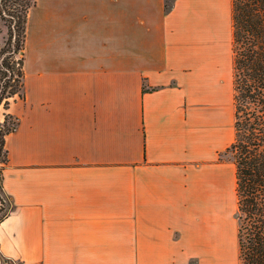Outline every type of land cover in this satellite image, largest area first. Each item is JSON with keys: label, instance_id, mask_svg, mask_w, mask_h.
<instances>
[{"label": "crops", "instance_id": "1", "mask_svg": "<svg viewBox=\"0 0 264 264\" xmlns=\"http://www.w3.org/2000/svg\"><path fill=\"white\" fill-rule=\"evenodd\" d=\"M231 14L35 0L0 264H239Z\"/></svg>", "mask_w": 264, "mask_h": 264}, {"label": "trees", "instance_id": "2", "mask_svg": "<svg viewBox=\"0 0 264 264\" xmlns=\"http://www.w3.org/2000/svg\"><path fill=\"white\" fill-rule=\"evenodd\" d=\"M230 2L234 139L226 153H231L235 166L238 257L239 264H264V0ZM34 4L35 0H0V20L8 32L0 48V213L4 212L3 170L8 162L5 137L18 125L8 109L24 98L25 28ZM7 206L0 221L11 209L9 202Z\"/></svg>", "mask_w": 264, "mask_h": 264}, {"label": "rangeland", "instance_id": "3", "mask_svg": "<svg viewBox=\"0 0 264 264\" xmlns=\"http://www.w3.org/2000/svg\"><path fill=\"white\" fill-rule=\"evenodd\" d=\"M7 38H8L7 29H6L5 25H4V23L0 20V48L3 47L4 42L7 40ZM226 157L232 160V155H231L230 152H228L226 154ZM4 199H5V201L3 203V208H4V212L3 213L6 212V209L8 210L7 199L6 198H4ZM3 213H0V215H3Z\"/></svg>", "mask_w": 264, "mask_h": 264}]
</instances>
